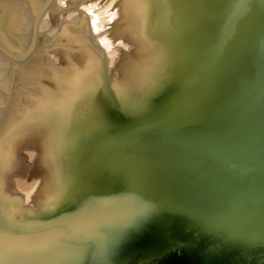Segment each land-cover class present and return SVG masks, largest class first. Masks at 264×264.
<instances>
[{
    "label": "water",
    "instance_id": "water-1",
    "mask_svg": "<svg viewBox=\"0 0 264 264\" xmlns=\"http://www.w3.org/2000/svg\"><path fill=\"white\" fill-rule=\"evenodd\" d=\"M0 264H264V0H0Z\"/></svg>",
    "mask_w": 264,
    "mask_h": 264
}]
</instances>
